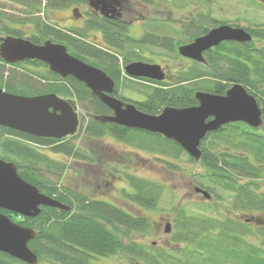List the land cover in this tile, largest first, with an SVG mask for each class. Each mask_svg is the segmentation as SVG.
<instances>
[{"label":"trees","instance_id":"obj_1","mask_svg":"<svg viewBox=\"0 0 264 264\" xmlns=\"http://www.w3.org/2000/svg\"><path fill=\"white\" fill-rule=\"evenodd\" d=\"M6 1L43 15L46 10L87 2ZM139 1L152 5L155 0ZM39 14L26 19L34 29V34L29 36L31 42L42 44L51 40L63 44L70 54L102 70L115 81L117 88H134L130 84L134 81L121 75L126 64L145 60L138 48L150 45L177 54L178 46L206 34L213 27L221 24L238 27L208 17L204 26L198 20L188 21L176 40L165 34L173 29L166 24L160 27L153 24L140 38H133L128 26L119 19L93 17L82 29L60 28L41 19ZM97 29L102 33L101 44L86 37L88 31ZM244 29L251 35V41L223 42L204 53V64L192 61L191 67L175 74L169 82L144 80L149 83L148 87L144 86L148 88L144 99L134 102L138 110L156 115L165 107L197 105V91L225 95L231 86L241 84L261 108L262 125L255 129L236 122L208 133L200 144L198 161L188 156L177 143L159 134L99 121L111 111L73 77L62 78L40 61H29L27 64L32 68H27L22 64L7 65L0 58V88L6 92L23 96L54 93L74 104L84 105L89 119L80 120L78 133H84L89 139L109 135L134 148L157 154L171 173L185 170L173 162L175 160L197 164L202 171L194 175L196 184L214 200L213 205L200 203V206L215 216L174 206L172 231L163 246L138 243L133 236L150 230L145 217L132 215L108 202L90 199L60 183L69 165L45 151L86 159L71 142L77 132L73 136L53 139L0 126V158L13 162L19 176L41 193L70 207L68 211L42 207L35 218L20 217L0 209L13 222L35 231V237L27 245L36 255L37 264H92L90 258L122 255L144 264H264V23ZM1 33L23 36L19 30L2 23ZM39 68L44 69L39 71ZM49 174L55 175V179H50ZM126 180L131 191H124V194L132 204L156 208L165 191L164 184L134 175H127ZM15 217L20 219L15 220ZM252 218H261V221L255 222ZM0 263L23 264L4 253H0Z\"/></svg>","mask_w":264,"mask_h":264},{"label":"water","instance_id":"obj_2","mask_svg":"<svg viewBox=\"0 0 264 264\" xmlns=\"http://www.w3.org/2000/svg\"><path fill=\"white\" fill-rule=\"evenodd\" d=\"M88 2L91 8L100 9L104 16H120L117 10L121 0ZM251 39L245 29L222 24L179 46L178 54L192 61L205 63L204 52L222 42L246 43ZM0 58L6 64L27 60L40 61L48 66L50 72L62 78L73 77L112 111V115L103 116L99 121L159 134L177 143L195 161L201 156L200 144L208 133L236 122L245 123L255 129L262 125L261 108L255 97L241 84L231 86L225 95L197 91V105L184 108L165 107L159 114L151 115L138 110L132 103L125 104L111 96L114 90L113 80L102 70L70 54L63 44L51 40L34 44L29 39L8 35L0 38ZM124 72L131 78L155 81L165 79L161 66L148 62H130L124 66ZM0 126L35 137L62 139L77 132L79 116L70 101L54 93L23 96L0 88ZM194 192L201 194L205 200L211 198L209 192L198 186L194 187ZM42 207L64 211L70 209L23 180L13 162L0 158V209L22 217L35 218ZM252 219L255 222L261 221V218ZM171 230V224L165 223L163 233L168 235ZM35 234L33 229L18 225L0 212V253L24 264H37L36 255L27 245Z\"/></svg>","mask_w":264,"mask_h":264},{"label":"rangeland","instance_id":"obj_3","mask_svg":"<svg viewBox=\"0 0 264 264\" xmlns=\"http://www.w3.org/2000/svg\"><path fill=\"white\" fill-rule=\"evenodd\" d=\"M123 4L122 19L127 23L129 35L133 38H140L146 28L149 30L153 24H156L159 27L168 25L175 29H171L165 34L176 40L181 37L179 34L183 32L188 21L191 19L198 20L204 26L203 24L209 21L208 17L221 23L237 24L238 27L243 29L249 25L264 23V0H211L210 2L204 0H155L152 5L139 0H125ZM87 7L86 4L81 5L80 10L83 11ZM71 8L46 10L43 15V13L39 14L37 11L27 9L22 5L0 0V23L19 30L23 35L30 36L34 34V29L26 19L39 14L41 19L50 23L57 24L59 22L68 27L79 28L78 26H82L81 22L77 20V12L72 13ZM92 34L99 36V44L101 37L98 32L88 31L87 40H93ZM4 36L5 34L1 33L0 37ZM138 52L145 59L141 61L161 64L173 76L192 66L191 60L171 53L165 48L159 49L147 45L138 48ZM43 69L39 68L38 70L42 71ZM130 84L134 88H120L122 95L128 99H144V93L148 89L144 86L148 87V84L135 81ZM74 105L79 120L84 118L86 122L89 117L84 105L77 102ZM71 142L86 159L80 160L64 155H54L48 150L45 151L52 158L69 165V169L63 171L60 183L70 190H75L81 195L95 200L100 199L102 193L106 192L109 203L124 209L132 215L145 217L150 224V230L133 236L138 243L150 245L155 242V245L158 246H163L166 243L167 235L163 233V228L167 222L172 226V209L174 206H184L197 213L205 212L201 209L200 203L214 204L212 197L206 202L200 194L194 192V187L197 186V178L194 175L202 171V168L197 164L175 160L173 162L187 171L171 173L166 170L167 167L162 157L157 154H150L144 150L123 144L109 136H103L98 141L97 139L87 138L84 133L77 132ZM116 169H124L126 173ZM108 171L113 172L115 176L108 180L111 181L109 185L106 184V177L105 183L101 180L103 174L109 173ZM127 175H134L165 185V191L156 208L147 209L132 204L124 194V191L127 193L131 191L126 180ZM48 177L52 180L55 179L53 174H49ZM207 214L215 216L213 213ZM19 219L15 217V220ZM158 221L162 222L160 230ZM90 262L92 264H135L138 261L122 255L90 258Z\"/></svg>","mask_w":264,"mask_h":264},{"label":"flooded vegetation","instance_id":"obj_4","mask_svg":"<svg viewBox=\"0 0 264 264\" xmlns=\"http://www.w3.org/2000/svg\"><path fill=\"white\" fill-rule=\"evenodd\" d=\"M123 1H125V0H121V4H120V7L118 8V12L120 13V16L119 17H111V14H108L107 16H104V15H102L101 14V11H100V9H93V8H91L90 6H89V2H88V0H87V2L85 3L88 7H87V9H85V10H83V11H81L80 9H81V5H78V6H76V5H72V6H70V7H72L71 8V12L72 13H75V12H77L76 14H77V20H79V22H81V25L82 26H78L79 28H77V27H75V28H77V29H82L83 27H84V24L88 21H90L93 17H96V18H103V19H110V20H116V19H119L120 21H123V19H122V16H123V14H122V11L124 10V4H123ZM82 5H84V4H82ZM126 25H127V23L125 22V21H123ZM56 26H59L60 28H68V26L67 25H65V24H63V23H57V24H55ZM128 26V25H127ZM128 29H129V27H128ZM91 32L92 31H95V32H98L99 34H100V39H101V42L99 43V44H101L102 43V33H101V31L100 30H90ZM23 34V33H22ZM89 35V34H88ZM5 36H8V35H5ZM17 37V36H16ZM87 37V36H86ZM92 39L93 40H91L92 42H94V43H97L98 44V39H99V36H97L96 34H92ZM21 38H26V39H29V36L27 35H23ZM2 60V59H1ZM29 61H34V60H27V61H23V62H19V63H16V64H22L24 67H27V68H32V66H30V65H28L27 63H29ZM134 61H141V60H134ZM143 62H147V61H143ZM5 63V62H4ZM6 64V63H5ZM153 64H158V63H153ZM7 65H14V64H7ZM158 65H160L161 66V68H162V71H163V73H164V76H165V79H163V80H161V81H159V82H169L172 78H173V74H169L167 71H166V69H165V67L164 66H162L161 64H158ZM123 68H124V66L122 67V77H128V78H130L129 76H127L126 74H125V72H124V70H123ZM132 81H135V82H138V83H146V84H149L147 81H144V80H150V79H146V78H130ZM113 80V79H112ZM113 82H114V90H113V92L111 93V96H113V97H115V98H117V99H119V100H121L123 103H125V104H127V103H132V104H134L135 105V103L134 102H138V101H143V99L142 100H134V99H128L127 97H125L124 95H122V93L120 92V88H117L116 87V83H115V81L113 80ZM135 107H136V105H135ZM110 110V109H109ZM111 111V110H110ZM109 115H112V111H111V113L109 114ZM157 115V114H156ZM117 125V124H116ZM130 129V128H129ZM105 136H109V135H105ZM109 137H111V138H114V137H112V136H109ZM101 138H103V136L102 137H98V138H94V139H97L98 141L101 139ZM115 139V138H114ZM117 140V139H116ZM117 141H119V140H117ZM119 142H121V143H123V144H125L124 142H122V141H119ZM116 152H118V150H116ZM120 161H122V160H120ZM117 171H122V173H126V171L124 170V169H122V170H120V169H116ZM107 171V170H106ZM109 172V171H108ZM105 177L107 178L106 179V181H107V185H109L110 184V182L111 181H108L110 178H113V177H115L114 176V174H113V172H109V173H104L103 174V176H102V178H101V180H102V182H104L105 181ZM105 183V182H104ZM98 200H100V201H103V202H108L107 201V194H106V192H104V193H102V196L100 197V199H98ZM109 203V202H108ZM161 224H162V222L161 221H158V225H159V230H160V228H161Z\"/></svg>","mask_w":264,"mask_h":264}]
</instances>
